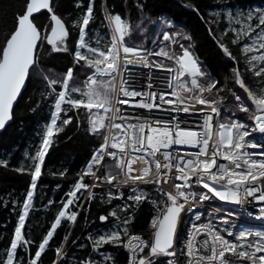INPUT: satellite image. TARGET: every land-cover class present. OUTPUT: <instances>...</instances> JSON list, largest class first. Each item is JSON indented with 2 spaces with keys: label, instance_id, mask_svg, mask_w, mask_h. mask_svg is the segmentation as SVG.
Segmentation results:
<instances>
[{
  "label": "snow or ice",
  "instance_id": "1",
  "mask_svg": "<svg viewBox=\"0 0 264 264\" xmlns=\"http://www.w3.org/2000/svg\"><path fill=\"white\" fill-rule=\"evenodd\" d=\"M95 5L75 0L77 16L66 23L56 12L60 0H24L11 27L0 28V130L37 77L41 99L31 111L48 101L49 115L34 154L25 152L27 163L12 169L30 183L24 200L12 201V211L19 212L0 248V264H115L112 253L102 251L106 245L126 250V264H264V230L237 226L240 215L264 223V9L208 8L205 19L195 4L184 5L204 21L230 65L221 82L203 65L192 36L171 21L144 16L137 2L141 15L133 22L102 0V19L92 28ZM147 24L156 26L150 43ZM53 54L70 58L64 72L43 63ZM133 68L149 70L144 89L128 87ZM153 69L166 74L170 91L152 90ZM249 73L252 85L245 80ZM74 120L97 144L64 197L48 200L55 205L53 219L36 239L27 224L45 158ZM0 167L7 169L9 161L0 159ZM96 189H103L101 204L121 203L96 218L106 229L88 232L86 243L79 237L69 242L78 218L89 225ZM0 203L7 207L8 200ZM145 204L151 213L146 238L133 231ZM62 226L64 235L53 245ZM85 248L88 253L79 256Z\"/></svg>",
  "mask_w": 264,
  "mask_h": 264
},
{
  "label": "trees",
  "instance_id": "2",
  "mask_svg": "<svg viewBox=\"0 0 264 264\" xmlns=\"http://www.w3.org/2000/svg\"><path fill=\"white\" fill-rule=\"evenodd\" d=\"M87 3V0H84ZM102 0H96L94 14L96 23L90 25L92 28L99 27V22L102 19L100 4ZM137 2L143 4V15L150 17L153 21H158L160 16L165 19H174L177 23L176 30L182 31L192 36L195 42V51L199 56L203 65L209 72L223 81V77L229 73L230 65L225 62L221 53L218 51L216 44L209 37L206 31V25L200 17L192 11L190 7H185V4H195L205 19L208 18L206 9L208 8H231L235 10L249 9H264V0H222L220 4H216L214 0H106L109 10L113 13H118L122 17L130 18L136 22L140 18V12L134 6ZM24 0H0V28H10L13 23L14 14L22 11ZM75 0H60V6L56 8V12L66 23L75 19L77 9L74 7ZM46 17L38 21L44 23ZM155 24H147V33L149 43L151 36L155 31ZM215 31V26L213 25ZM101 34L105 29L100 28ZM2 42V37H0ZM187 43V42H185ZM48 48L45 47L44 53H47ZM235 49L233 52L235 54ZM44 64L49 66L56 73H62L70 64V58L63 54H53L52 57L46 58ZM83 79V77H81ZM245 80L250 85L253 84L251 74L245 75ZM79 83V81H78ZM42 81L39 77L33 79L27 84L21 97L19 98L14 108V118L9 127L0 135V159L9 161L7 169L0 167V202L8 200L7 207L0 203V233H3V238L0 239V248H2L12 235L14 225L16 223L19 208L14 213L12 211V201L18 199L24 200V193L29 188L30 177L26 174H20L13 171V168L19 167L24 161V154L28 152L34 154L35 146L39 142V135L43 130L44 124L48 121V101H42L35 111H31L37 105V101L41 99ZM72 115V113H69ZM237 116L244 120L246 114L237 112ZM76 121L69 125L64 132L59 134L56 143L49 150L45 158V164L42 168V176L38 181L36 195L34 197V212H30L29 223L27 228L29 234L34 235L36 239L49 226L53 219L55 205L48 206L49 199L59 202L64 193L69 189V186L76 179V174L85 166L90 159L92 152L97 144V141L85 133L83 128L77 129L74 127ZM27 163V161H24ZM64 172L61 177L59 173ZM55 174V175H53ZM60 185L59 188L56 185ZM97 199L91 203L90 211L86 213L89 220L88 226H82V220L78 218L77 225L72 229L73 236L69 238L71 242L73 237H79V243H86L85 236L88 232H93L94 229H106L107 224H101L98 215L107 214V212L115 205L121 203L119 200H113L111 204H101L100 194L103 189H96ZM127 194V189L124 190ZM217 204V203H216ZM218 205V204H217ZM87 207V204L85 205ZM131 211V209H130ZM207 211V210H205ZM85 215L81 212V217ZM135 234L148 236V224L150 223L151 213L149 205L145 204L136 212ZM40 221L42 223L37 224ZM95 221V223H91ZM63 224V222H62ZM35 225V226H34ZM241 224L237 222L239 227ZM264 230V228L256 227ZM64 227L57 230L54 236L53 245H58L64 235ZM99 234V233H94ZM103 250L112 253L115 264H126L127 253L123 248H113L106 245ZM85 248L79 251V256H84L88 253ZM52 253H48L50 260ZM94 258H99L95 257Z\"/></svg>",
  "mask_w": 264,
  "mask_h": 264
},
{
  "label": "built area",
  "instance_id": "3",
  "mask_svg": "<svg viewBox=\"0 0 264 264\" xmlns=\"http://www.w3.org/2000/svg\"><path fill=\"white\" fill-rule=\"evenodd\" d=\"M161 17L162 16H160L159 18H161ZM159 18H158V22H159ZM168 20L171 21L177 27V23L174 19H168ZM145 76H146V83H147L148 77H149V70L148 69L133 68L127 74L128 87L135 88V89H144L146 87V84H143L142 82H143ZM151 77H152L151 83L154 85V87L152 89L153 91H170V89L167 88V76L165 73H162L161 71L153 69L151 72ZM168 98L170 99L171 97H168ZM123 107H128L131 110V106H123ZM165 107H169V106L165 105ZM137 111H143V110H137ZM153 111L158 113V110L154 109ZM216 203L218 205L221 204V202H219V201H217ZM223 207L228 209L229 211H233V210L238 209L239 206L224 205ZM205 210H207V202H206ZM250 210H253V209H250ZM220 214H223V213H220ZM233 219H235V217H233ZM237 222L240 223L241 225H244V226H253V227L264 228V223H262L260 221L250 220V219L244 217L243 215H240L239 219H237Z\"/></svg>",
  "mask_w": 264,
  "mask_h": 264
},
{
  "label": "water",
  "instance_id": "4",
  "mask_svg": "<svg viewBox=\"0 0 264 264\" xmlns=\"http://www.w3.org/2000/svg\"><path fill=\"white\" fill-rule=\"evenodd\" d=\"M24 90H25V89H24ZM24 90H22V93H23ZM21 95H22V94H21ZM20 97H21V96H20ZM20 97H19V98H20ZM19 98H18V100H19ZM17 102H18V101H17ZM16 104H17V103H16ZM16 104L14 105V108H15ZM12 121H13V120H12ZM12 121H10V122L6 125V127H7L8 125L10 126L11 123H12ZM9 126H8V127H9ZM6 127H5V128H6ZM5 128L2 129V130H0V134L5 130Z\"/></svg>",
  "mask_w": 264,
  "mask_h": 264
},
{
  "label": "bare ground",
  "instance_id": "5",
  "mask_svg": "<svg viewBox=\"0 0 264 264\" xmlns=\"http://www.w3.org/2000/svg\"><path fill=\"white\" fill-rule=\"evenodd\" d=\"M142 83H143V84H146V76L144 77V80H143ZM8 126H9V125H8ZM8 126H7V127H8ZM7 127H6V128H7ZM6 128H5V130H6ZM5 130H4V131H5ZM4 131H3V132H4ZM3 132H2V133H3ZM2 133H1V134H2ZM1 134H0V135H1Z\"/></svg>",
  "mask_w": 264,
  "mask_h": 264
}]
</instances>
